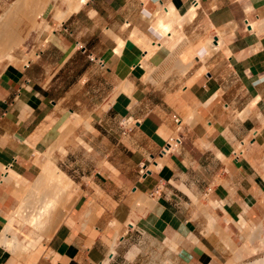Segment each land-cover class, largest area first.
I'll return each mask as SVG.
<instances>
[{"label":"crops","instance_id":"0c3cea01","mask_svg":"<svg viewBox=\"0 0 264 264\" xmlns=\"http://www.w3.org/2000/svg\"><path fill=\"white\" fill-rule=\"evenodd\" d=\"M68 1L8 29L26 37L0 61V264H264V0ZM207 35L226 48L198 55ZM34 193L52 236L31 258L10 226L32 227Z\"/></svg>","mask_w":264,"mask_h":264},{"label":"rangeland","instance_id":"374dc122","mask_svg":"<svg viewBox=\"0 0 264 264\" xmlns=\"http://www.w3.org/2000/svg\"><path fill=\"white\" fill-rule=\"evenodd\" d=\"M11 0H0V13L6 8V6H7V4H8V2H10ZM14 1V0H13ZM12 1V2H13ZM11 2V3H12ZM11 3L9 4V6L3 11V13L7 10V9H9V7L11 6ZM16 5V4H15ZM14 4L12 5V7L9 9V11H8V13H6L5 15H3V13H1V17H0V27H1V25H2V22H3V20H4V18H6V16L7 15H13V19H12V25H11V27L10 28H12L11 30H10V33L12 34V36H18L19 34H20V32L18 31L19 29H21V31H22V35H25V33L27 34V31H28V29L26 28V32L24 33V31H25V29H24V31H23V28H20L19 27V22L20 21H16V19H15V12L16 11H14V10H12L13 8H14V6H15ZM31 6V5H30ZM194 8V9H193ZM162 11H163V9H162ZM192 11L193 12H191L190 14H186V16L187 17H191L194 13H195V11H196V5H194L193 7H192ZM22 12V11H21ZM163 12H165V11H163ZM160 14L161 13H159V16H160ZM3 15V16H2ZM182 16V17H181ZM180 16V14H178V18L179 19H181L180 21L182 22V18L184 17V15H181ZM164 17V16H163ZM252 19V21H255V20H253L254 18H251ZM171 22H176V21H173V20H168L166 17L164 18V19H160L159 20V25H163V29H167L168 28V23H171ZM181 22H179V23H181ZM176 23H178V22H176ZM31 24H32V21H31ZM163 34H166V31H163L162 32ZM209 35H207V36H204V37H200V41L202 42L203 41V39H205L206 37H208ZM20 37V36H19ZM19 37H17V38H19ZM166 39H167V37L166 36H164V37H162V41L163 42H165L166 41ZM148 42V43H147ZM201 42H199V43H197V44H195L194 45V47L196 48V47H198L199 45H200V43ZM214 43V42H213ZM147 44V45H146ZM144 45H145V47L147 46V48L149 47V41L148 40H145L144 41ZM19 47V48H18ZM17 48L18 49H20L21 47H22V43H21V46H18ZM17 49V50H18ZM15 54V53H14ZM3 58H6V57H3ZM2 58V59H3ZM1 59V60H2ZM0 60V61H1ZM203 69L204 68H200V70H201V72H202V74H204L205 73V70L203 71ZM74 116H72V115H70V117L68 118V120L66 121L68 124H70V125H72V124H76V123H78V124H80L81 126H83V120L85 119V115H78V120H75V118H73ZM84 117V118H83ZM87 118V117H86ZM177 131V130H176ZM177 133L176 132H173L172 133V135L173 136H175V137H177V135H176ZM46 173V172H45ZM51 178H54V177H51ZM67 180H69V179H67ZM71 182V181H70ZM49 183H52L53 184V186H56V180H55V178H54V180L52 181V182H49ZM48 184V183H47ZM72 184V183H71ZM72 186V185H71ZM37 190H38V188L36 189V192H37ZM35 195L34 196H30L29 198H27V197H23V199H22V202H21V204L19 205V207L17 208V210L15 211V215H16V220H18L20 223H22V224H30L32 227L31 228H22V229H20V231H18V230H13V229H11L12 227L10 226V231L13 233L12 235H11V237L10 238H14V237H16L19 241H21L23 244H24V247H25V250H23V251H17V253L18 254H23L24 256L26 255H28L29 257H31V258H35L39 253H40V251H41V249H42V251H43V245H46L47 243H48V241L50 240V238H51V236L49 235H46V234H48L49 233V229H48V227H46L47 225H48V223H49V221L47 222V221H45V222H43L42 221V223L41 224H39V225H34L32 222H30L29 220H28V217H33V215H30L31 214V211H32V202H35L36 201V198L38 197V194H36V193H34ZM36 197V198H35ZM27 198V199H26ZM30 206H31V208H30ZM28 207V208H27ZM31 220V219H30ZM14 221V220H13ZM12 221V222H13ZM11 224V223H10ZM8 227V226H7ZM6 227V228H7ZM5 233V232H4ZM2 236H3V234H2ZM44 240V241H43ZM45 240H47V241H45ZM42 242H43V244H42ZM9 247V246H8ZM10 248V247H9ZM11 249V248H10ZM13 250V249H12ZM29 251H31L30 253H29ZM41 251V252H42ZM16 252V251H15Z\"/></svg>","mask_w":264,"mask_h":264},{"label":"bare ground","instance_id":"6f19581e","mask_svg":"<svg viewBox=\"0 0 264 264\" xmlns=\"http://www.w3.org/2000/svg\"><path fill=\"white\" fill-rule=\"evenodd\" d=\"M31 0H17L16 1V5L14 6V8L12 10L14 11H22V12H27L28 14V17L30 18V22H31V19H32V27L31 28H34V26L36 24H38L36 21L38 15H41V9L39 8H36L35 6H30V2ZM83 1H86V0H69V12L72 10V9H77V7L83 2ZM197 1V0H196ZM193 3V2H192ZM190 5V4H189ZM194 5L191 6V8L189 10L186 11V14H190L192 11V7ZM80 8V7H79ZM187 8V6H186ZM194 9V8H193ZM77 11V10H76ZM163 11H165L166 13H171L172 15H176V20L177 22H181L178 18V14H180V11L174 6V5H170L167 7V9H164L163 7ZM72 12V11H71ZM56 14H59V16H61L60 13H57ZM192 14V13H191ZM182 14H180L181 16ZM185 15V14H184ZM194 15V14H193ZM66 16V15H65ZM182 17V16H181ZM189 18V17H188ZM159 21V20H158ZM249 21V26H251V22L250 20ZM10 25H12V18L11 16L7 15L6 18H4L3 22H2V25L0 27V60L3 58V57H6V58H9V59H12V60H15L17 59L15 54H14V49L18 46L21 45L24 37L26 36H22L20 35L19 38L16 39V42L14 44H10L8 43V29L10 28ZM128 25V24H127ZM253 27H254V24H253ZM216 30V29H215ZM7 35V36H5ZM218 35V34H217ZM213 38L211 36H208L206 37L205 39H203V41L200 43V45L198 47H196V53L200 56H204L208 49L210 47H213V48H226L225 45H224V41L222 40V37L219 36L217 41L215 43H213L214 41H212ZM122 41H120L121 43ZM148 43V42H147ZM147 45V44H146ZM229 52V51H228ZM198 57V56H197ZM11 60V61H12ZM16 62V61H15ZM2 170V169H1ZM6 170V169H4ZM69 177L65 176V187H69L71 186L72 184V181L69 179ZM10 181V180H9ZM71 181V182H70ZM29 188V187H28ZM32 189V188H31ZM66 189V188H65ZM23 192V191H22ZM28 192H26L25 194H27ZM29 198V197H27ZM26 198V199H27ZM49 206H56V202L55 201H50L49 202V205L48 207L47 206H43L42 208H39L38 209V216L36 217L35 219V223H39V221L41 220L42 216H44L46 214V211H47V208H49ZM28 208V207H27ZM7 245L10 247V248H16L18 250H22L24 247L20 244V243H17L15 241H11V240H8L7 241Z\"/></svg>","mask_w":264,"mask_h":264},{"label":"built area","instance_id":"2783aa9c","mask_svg":"<svg viewBox=\"0 0 264 264\" xmlns=\"http://www.w3.org/2000/svg\"><path fill=\"white\" fill-rule=\"evenodd\" d=\"M245 23L249 25V21L248 19H245ZM91 57V53L89 55ZM93 58V56L91 57ZM99 63H103L102 58H99ZM136 119L133 118L132 116H123L120 118L119 120V125L121 127V131L123 133L127 132L128 130H130L132 128V126L135 124ZM174 148V144H172L170 141H168L167 145L165 147H163V150H171ZM141 172L145 171V167L143 165H141L140 167Z\"/></svg>","mask_w":264,"mask_h":264}]
</instances>
